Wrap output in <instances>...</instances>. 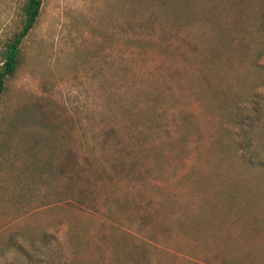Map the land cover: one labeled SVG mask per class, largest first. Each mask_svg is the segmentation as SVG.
<instances>
[{
  "label": "rangeland",
  "instance_id": "rangeland-1",
  "mask_svg": "<svg viewBox=\"0 0 264 264\" xmlns=\"http://www.w3.org/2000/svg\"><path fill=\"white\" fill-rule=\"evenodd\" d=\"M23 53L0 264H264V0H44Z\"/></svg>",
  "mask_w": 264,
  "mask_h": 264
},
{
  "label": "trees",
  "instance_id": "trees-1",
  "mask_svg": "<svg viewBox=\"0 0 264 264\" xmlns=\"http://www.w3.org/2000/svg\"><path fill=\"white\" fill-rule=\"evenodd\" d=\"M43 5L44 0H21L18 4L15 29L12 30V33L3 40L1 47L0 99L7 91L9 80L17 75L25 62L23 44L25 39L36 26L42 12ZM252 102L254 104L253 106L256 107V110L259 111L262 104L260 105L256 96L252 99ZM238 116H241V119L238 117V120H235V122L240 124L242 128L247 127L248 132H250L251 126L253 127L251 122L252 118L249 116L244 117L241 114H238ZM240 147L245 150L244 157H248L249 163L264 168V160H254L255 155H252L250 151V142L248 139L242 140L240 142ZM46 237H48L47 233L44 234L43 238ZM17 248L19 250L22 249L20 245Z\"/></svg>",
  "mask_w": 264,
  "mask_h": 264
}]
</instances>
